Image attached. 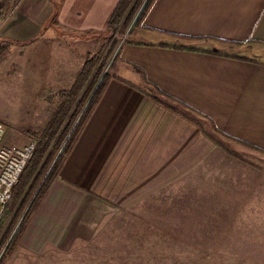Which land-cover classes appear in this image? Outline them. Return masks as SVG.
Instances as JSON below:
<instances>
[{"label":"crops","instance_id":"0c3cea01","mask_svg":"<svg viewBox=\"0 0 264 264\" xmlns=\"http://www.w3.org/2000/svg\"><path fill=\"white\" fill-rule=\"evenodd\" d=\"M119 1L62 0L55 19L54 1L21 3L0 40L36 41L52 19L103 34ZM119 44L113 77L6 264L70 254L123 215L168 246L233 229L264 240V0H155Z\"/></svg>","mask_w":264,"mask_h":264},{"label":"rangeland","instance_id":"374dc122","mask_svg":"<svg viewBox=\"0 0 264 264\" xmlns=\"http://www.w3.org/2000/svg\"><path fill=\"white\" fill-rule=\"evenodd\" d=\"M43 1L46 0H19L18 5L22 3L21 9L28 4L35 7ZM50 1L55 4L54 15L62 0ZM48 26L36 41L6 44L0 50V120L7 126L6 144L23 146L34 139L31 133L47 124L58 92L76 81L87 54L98 52L102 46H106L104 53L114 48L113 38L118 35L120 41L121 33L127 30L123 27L113 36H82L51 20ZM226 234L200 238L199 245L190 238L188 245L168 246L173 239L164 236L163 231L150 228L147 220L123 215L110 222L94 242L70 254L54 252L49 258L44 255L37 259L16 257L9 264H264L262 238L238 229ZM174 249L177 250L171 251Z\"/></svg>","mask_w":264,"mask_h":264},{"label":"trees","instance_id":"16d2710c","mask_svg":"<svg viewBox=\"0 0 264 264\" xmlns=\"http://www.w3.org/2000/svg\"><path fill=\"white\" fill-rule=\"evenodd\" d=\"M154 2L155 0H120L110 18L106 33L113 36L115 32L118 34L120 29L128 28L132 23L134 27L141 26ZM18 3L19 0H0V21L6 20ZM56 13L52 16L53 19ZM86 33L79 35L84 36ZM121 36H124L123 32ZM119 42L117 35L113 38L114 48H109L104 53L106 46H102L98 52L87 54L76 81L69 88L58 92L56 107L51 109L52 114L47 124L40 131L31 133L37 142L36 148L0 218V250L10 239L0 264H5L15 252L36 209L59 176L68 155L113 77L110 68L116 63L118 55L114 56L113 51ZM14 43L16 42L12 40H0V50L6 44Z\"/></svg>","mask_w":264,"mask_h":264},{"label":"built area","instance_id":"2783aa9c","mask_svg":"<svg viewBox=\"0 0 264 264\" xmlns=\"http://www.w3.org/2000/svg\"><path fill=\"white\" fill-rule=\"evenodd\" d=\"M7 126L0 120V218L13 196V189L20 180L35 148L32 139L23 146L5 143ZM7 245L0 250V261Z\"/></svg>","mask_w":264,"mask_h":264}]
</instances>
